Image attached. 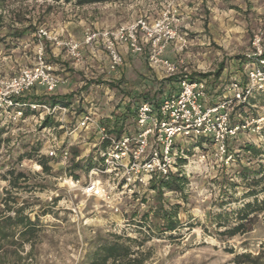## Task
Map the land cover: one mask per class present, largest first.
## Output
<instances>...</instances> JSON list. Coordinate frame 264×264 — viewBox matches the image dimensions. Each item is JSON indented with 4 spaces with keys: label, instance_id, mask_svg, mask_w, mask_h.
<instances>
[{
    "label": "rangeland",
    "instance_id": "rangeland-1",
    "mask_svg": "<svg viewBox=\"0 0 264 264\" xmlns=\"http://www.w3.org/2000/svg\"><path fill=\"white\" fill-rule=\"evenodd\" d=\"M166 11L174 15L184 40L181 45L169 46L166 57L171 61L181 58L189 77L205 79L213 88L244 78L252 36L261 33L264 40V0H104L83 5H76L75 0H2L0 73H18L13 54L23 62L34 61L35 49L25 56L14 51L21 37L15 35L18 32L29 38L28 34L41 26L64 39H70L69 33L82 43L85 29L114 28L139 18L152 24ZM29 42L33 43V38ZM45 46L46 52L55 47L49 43ZM59 49L65 70L55 73L61 81L64 74L75 81L70 93L72 105L64 115L67 130L46 133L28 111L25 121L15 124H5L0 117L2 139L6 140L0 148V217L14 216L13 209H22V215L36 224V237L29 244L19 248L16 237L4 244L0 264H88L87 255L94 246L115 236L134 252L139 251L145 264H233L235 255L257 256L264 250L259 214L250 215L247 233L232 238L219 235L237 224V213L244 204L264 197V148H257L245 135L229 142L231 159L227 163L214 158L211 150L196 153L185 145L188 152L181 164L185 166L182 177L186 185L184 180L180 191L163 189L157 194L150 184L129 191L122 188L121 181L106 175L91 177L96 186L93 195L65 184L63 179L72 177L85 186L88 171L99 164L98 151L93 147L98 135L94 130H73V118H81L91 108L112 116L127 106L130 111L126 112L124 128L132 134L135 107L145 98L160 100L174 94L178 82L169 83L161 71L151 69L144 53L132 57L127 51L122 55V65L115 72H106L108 59L100 47L90 53L82 46L79 63ZM91 92L102 100L84 101ZM251 104L260 114L264 94ZM244 111L251 110H239ZM245 144L259 153H245ZM50 146H56L55 157L47 155ZM64 150L68 152L65 162L61 159ZM41 158L47 159L48 172L39 166ZM77 162L80 168L73 169ZM89 164L91 168L86 171ZM9 172L24 174L14 188L9 184L13 178ZM251 191L254 196H249ZM4 200L11 211L4 209ZM161 206L176 215L177 229L172 233L157 229L162 223L154 219L152 210Z\"/></svg>",
    "mask_w": 264,
    "mask_h": 264
},
{
    "label": "built area",
    "instance_id": "built-area-1",
    "mask_svg": "<svg viewBox=\"0 0 264 264\" xmlns=\"http://www.w3.org/2000/svg\"><path fill=\"white\" fill-rule=\"evenodd\" d=\"M176 22L174 15L166 11L152 24L139 18L114 28L85 29L82 43L38 28L33 64L13 75L0 73V117L3 123L23 122L28 111L31 119L40 126L44 119L58 121L68 112L66 107L22 100L35 88L51 94L61 82L46 58V43L64 49L75 63L82 59V46L100 47L107 56L109 72H115L122 65L121 48H125L134 55L144 53L148 66L161 71L165 78L178 77V90L161 98L156 106L146 101L139 103L135 108L132 134L124 128L118 137L109 135L93 111L82 115L73 130L96 132L98 142L93 147L98 151L99 164L88 171L89 182L85 186L72 178H64L65 184L78 188L84 195H93L96 186L91 177L106 175L121 181L122 188L132 191L159 179L182 177L185 166L181 163L188 152L185 145L196 153L211 150L214 158L225 163L231 159L229 142L240 135L250 138L253 145L263 149L264 106L258 114L254 110L256 106L251 104L257 96L264 94L263 35L256 33L251 38L250 62L244 78L213 88L205 79H191L181 58L171 61L165 57L169 46L184 42L176 29ZM246 108L251 111L239 112ZM42 130L46 133L54 131L52 128ZM51 140L55 142V138ZM55 147H49V157H55ZM67 156L66 150L61 152L64 162ZM204 158V155L200 156L201 160Z\"/></svg>",
    "mask_w": 264,
    "mask_h": 264
},
{
    "label": "trees",
    "instance_id": "trees-1",
    "mask_svg": "<svg viewBox=\"0 0 264 264\" xmlns=\"http://www.w3.org/2000/svg\"><path fill=\"white\" fill-rule=\"evenodd\" d=\"M2 1V0H0ZM104 0H75L76 5H83L86 3H98ZM205 77V76H203ZM191 79H194L190 77ZM170 83L171 81H177L178 77H172L167 79ZM72 99V95L67 96H51L47 98H42L41 100L34 101L35 103H46L50 106H61V107H69L71 104L70 100ZM149 102L153 106H156L160 100H150L148 98L144 99V102ZM136 108V107H135ZM130 111V108L124 106L123 111L120 114H113L111 120H105L101 122V125L105 126L106 132L109 135H113L118 137L124 129V122L126 119V112ZM135 115V109L132 112ZM53 125V123L48 119H44V121L40 124L41 128L49 127ZM4 133L3 128L0 127V148L5 143L6 140L2 139V134ZM229 148V147H228ZM243 150L245 153H253L254 155L259 153L255 147L245 144L243 146ZM39 166L43 169V171L48 172L49 168L47 166V159L41 158ZM80 162L73 164V169H79ZM91 168L89 164L86 168L88 171ZM9 175L13 178L9 180V184L11 187H16V181L24 178V174L18 172L14 174L9 172ZM72 178V177H70ZM75 178V177H74ZM73 179V178H72ZM185 180L183 177L172 176L167 180L159 179L157 181H152L150 183V189L156 191L157 194H161L163 189L169 191H180L182 182ZM262 180H259V183ZM258 182H253V184H257ZM186 185V180H185ZM261 191H264V186ZM251 191L249 196H254ZM6 212L11 211V208L8 206L7 200H4ZM14 216H2L0 217V250L4 247L5 243L13 240L15 237L18 241L19 248H22L23 244H29L33 238L36 237V224L31 222L30 219L26 216L22 215V209H13ZM259 214L261 215L262 224L264 226V197L260 200L256 198L253 199L251 203L244 204L243 208L237 213V224L232 228H227L219 235L225 236L227 238H232L238 234L247 233L249 230L247 229V223L250 222V215ZM152 216L154 219H158L161 221V226L157 228L160 232L172 233L177 229V221L176 215L173 212H167L161 206L159 208H155L152 210ZM146 219V218H145ZM149 227V224L146 223ZM156 228V227H155ZM231 251V250H230ZM232 253V252H230ZM264 250H262L257 256H252L251 254H240L235 255L233 258V264H264ZM20 259V258H19ZM88 264H145L144 258L141 256V253L134 252L131 250L129 245H126L124 242H121V238L115 236L112 241L96 244L92 250L87 255Z\"/></svg>",
    "mask_w": 264,
    "mask_h": 264
},
{
    "label": "crops",
    "instance_id": "crops-1",
    "mask_svg": "<svg viewBox=\"0 0 264 264\" xmlns=\"http://www.w3.org/2000/svg\"><path fill=\"white\" fill-rule=\"evenodd\" d=\"M15 26H17V24H14ZM12 27V26H11ZM41 26H38L35 28L34 33L32 34H28L29 38H25L24 35L25 33L23 32L22 34H19L20 32H18V36L19 39L17 40L16 46H15V50L14 51H18L20 53H22V56H25L26 53H29L30 51H33L34 53V49H35V32L38 28H40ZM13 29V28H12ZM17 29L14 28V32ZM21 32L24 31V28L20 29ZM63 30H65V33L67 32V29L64 28ZM61 30V32L63 31ZM67 36L70 37L71 40L79 42L77 39L72 38L71 35L69 33H67ZM24 38V39H23ZM33 38L34 42H29V39ZM30 44H32L34 47H32ZM87 50L90 51V53H95L97 51V48H88L85 47ZM61 49H59V47L55 48L52 47L50 52H46V46H45V54H46V58L49 60V62L53 65L54 70L57 71L59 70L60 72H62L63 70H65L64 65H61L60 63H62V61L64 60V55L63 53H61L60 51ZM127 50L125 48H121V55H126ZM16 54H13L14 57V69L19 68L18 70L25 68L27 66H30L33 64V61L28 60L27 62H23L22 58H16L15 57ZM132 57H134L135 55H131ZM166 53H165V57H166ZM167 58V57H166ZM53 59V60H52ZM169 59V58H168ZM51 60V61H50ZM170 60V59H169ZM11 63V62H10ZM97 67H99V65H97ZM104 69L106 70V72H108V67H104ZM103 71V70H101ZM65 77V79H63L59 85L57 86V88L55 89V91L51 94H46L44 92V90L42 88H35L33 90H31L30 92H28L24 97H23V101L25 102H30V103H35L34 101L36 100H41L42 98H47V97H51V96H67L70 95V93H72V88L74 86V82L72 80L71 77L68 76V74H64L63 75ZM97 87V86H96ZM103 97L97 96L96 93H89L84 97V101H101ZM109 100V98L107 99V101ZM77 102V101H75ZM72 104L69 105V107L66 108H70ZM92 105V104H91ZM58 106V105H57ZM89 111H93L95 114V118L98 121L99 124H101V122L105 121V120H111L113 117H111V115H105L102 111L96 109V108H91ZM73 118V117H72ZM76 120V122L78 121V119H80L79 116H76L75 118H73ZM50 120V119H49ZM52 121V120H50ZM53 125L49 126V127H45V128H52L54 130H67V124H66V120L65 117L63 116L61 119H59L58 121H53Z\"/></svg>",
    "mask_w": 264,
    "mask_h": 264
}]
</instances>
